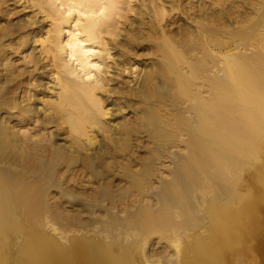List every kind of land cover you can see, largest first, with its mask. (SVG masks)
Wrapping results in <instances>:
<instances>
[{"label":"bare ground","instance_id":"bare-ground-1","mask_svg":"<svg viewBox=\"0 0 264 264\" xmlns=\"http://www.w3.org/2000/svg\"><path fill=\"white\" fill-rule=\"evenodd\" d=\"M0 264H264V0H0Z\"/></svg>","mask_w":264,"mask_h":264},{"label":"snow or ice","instance_id":"snow-or-ice-1","mask_svg":"<svg viewBox=\"0 0 264 264\" xmlns=\"http://www.w3.org/2000/svg\"><path fill=\"white\" fill-rule=\"evenodd\" d=\"M71 46V45H70ZM93 67H97L96 65H93Z\"/></svg>","mask_w":264,"mask_h":264},{"label":"rangeland","instance_id":"rangeland-1","mask_svg":"<svg viewBox=\"0 0 264 264\" xmlns=\"http://www.w3.org/2000/svg\"><path fill=\"white\" fill-rule=\"evenodd\" d=\"M20 62V61H19ZM18 63V62H17Z\"/></svg>","mask_w":264,"mask_h":264}]
</instances>
